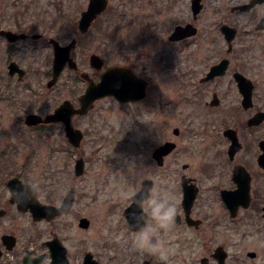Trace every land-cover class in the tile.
Here are the masks:
<instances>
[{"label": "rangeland", "instance_id": "1", "mask_svg": "<svg viewBox=\"0 0 264 264\" xmlns=\"http://www.w3.org/2000/svg\"><path fill=\"white\" fill-rule=\"evenodd\" d=\"M88 1L0 0V17L7 18L14 8L18 11L15 17L24 21L25 32L45 38L20 44V52L15 50L13 56L7 40L0 38V194L5 182L15 176L35 186L45 203H60L71 186L77 191L71 215L51 224L16 218L25 221L19 231L6 219L0 222V233L20 234L17 255L25 247L41 248L42 241L57 235L72 264H83L87 252L99 264H140L145 260L151 264H193L222 242L227 243L228 264H264V172L253 157L258 140L264 139V124L253 133L254 145L245 129L250 112L241 105L242 95L232 72L206 85L200 82L221 57L233 56L234 68L255 84V110L264 107V36L243 33L255 11H232L249 0H203L196 19L192 0H112L108 13L87 34L80 35L78 21ZM189 23L197 27L196 35L170 40L175 26ZM224 23L240 30L231 54L220 30ZM50 37L64 45L78 37L76 57L96 52L105 56L108 64L135 65L149 80L147 100L129 106L113 98L98 101L88 116L74 119L85 133L76 149L59 124L44 130L27 125L29 112L45 115L66 99L77 103L86 88L69 70L54 87H48L54 59ZM12 58L27 70L22 81L8 74ZM215 92L219 106L209 105ZM176 128L179 135L173 132ZM227 128L238 130L245 144L235 160L228 157L230 141L223 135ZM167 139L178 146L168 165L159 168L152 153ZM80 156L86 160V170L76 177L74 165ZM236 163L245 165L253 175V206L241 210L232 224L219 202L217 188L236 186L232 180ZM185 164L188 169L183 168ZM183 174L196 178L203 188L197 209L206 218L205 227L195 232L173 223L162 233L172 249L165 262L134 252L133 231L124 215L131 197L150 176L158 181L159 193L170 194L177 213H183ZM82 218L90 221L88 228L80 226ZM250 251L256 253L255 258L248 256Z\"/></svg>", "mask_w": 264, "mask_h": 264}, {"label": "water", "instance_id": "2", "mask_svg": "<svg viewBox=\"0 0 264 264\" xmlns=\"http://www.w3.org/2000/svg\"><path fill=\"white\" fill-rule=\"evenodd\" d=\"M264 0H250L249 3L240 7L241 10H249L254 5L262 3ZM108 0H90L89 6L86 11L82 13L81 19L79 21V30L83 33H86L93 21L100 15L107 7ZM203 5L201 0H192V10L194 16H197L201 11ZM259 28L264 27V17L259 22ZM225 39L228 42L229 50H232L233 41L237 35V29L231 27L227 24H224L221 27ZM197 33V28H195L191 23L185 26L178 25L175 27L173 33L170 35V40L179 41L185 39L188 36H193ZM3 34L8 37L10 41H16L20 37H25L22 34H17L12 31H5ZM54 43V63H53V73L52 78L48 81V87L54 86L65 67L69 65L71 68H76V62L72 58L71 52L77 44V39L74 38L68 45H61L60 42L56 39L52 40ZM91 63L94 67L98 69L102 68V59L99 54L93 53L91 55ZM229 65L228 59H223L220 63L214 65L207 77L203 81H210L218 75H224ZM10 74H15L18 70L20 71V80L23 79L25 71L18 67L16 63L10 64ZM236 80L238 82V87L241 94L243 95L242 105L245 109H249L253 105V90L254 84L251 79L244 76L242 73L235 74ZM147 95V84L146 80L137 78L134 79L130 74H128L127 69L123 68L120 65L110 67L102 72L99 82H90L86 92L80 97V107L74 108L71 104V101L65 100L59 107L55 109L53 113L46 115L45 118L38 114L30 113L26 116L25 122L29 126H35L39 123H53V122H62L65 125L66 137L68 140L75 146L79 147L82 144L84 139V133L81 129L76 128L73 125L72 117L76 114L85 115L90 109L95 105V102L98 99L114 96L119 102H128V101H138L144 99ZM220 100L218 95L215 93L213 100L210 102V105L216 106L219 105ZM264 121V111L257 113L250 119H248V125H258ZM180 130L176 128L174 130L175 135H179ZM224 135L231 139V144L229 147V156L233 159L237 152L243 148V144L240 142L238 131L233 128H228L224 131ZM177 147L176 142H166L165 144L156 148L153 153V157L158 161L159 165L164 164V157L175 150ZM260 148L262 150L261 155L258 158L259 166L264 169V140L260 142ZM186 164L184 168H186ZM84 171V158H80L76 164V175L81 176ZM234 180L238 184V189L234 191H223V199L232 211V215L235 216L240 205L245 207L249 206L251 201V182L252 175L248 169L242 165L237 164L234 167ZM183 187H184V201L183 205L186 211V208L190 210L194 199L196 197L195 190L192 185H188L186 180V175L182 176ZM144 186H151L152 180H145ZM8 187L12 192V200L18 203L19 209L23 211L30 210L33 214L35 220H41L46 218L51 220L54 217L68 213L72 207V204L75 199L74 189L70 190L67 196L64 198L63 204L60 207L54 205H48L42 203L38 199L36 189L30 184H25L18 177H14L8 181ZM31 191V193H29ZM141 192V191H139ZM138 192V193H139ZM125 210V217L128 221V227L130 230L132 228V217L131 214L134 212H139V209L136 208L133 202ZM4 211L0 212V217L4 214ZM90 222L88 219L83 218L80 221V226L88 228ZM5 241L7 242L13 239V236L7 235ZM14 243V242H13ZM51 254L53 257L51 264H70V261L67 258V249L61 243L58 238H55L50 242ZM223 247H218L216 249V255L219 257L218 264H226L225 256L223 255ZM248 255L252 258L256 257L255 252H249ZM26 264H32L29 262L28 256L25 257ZM39 264V263H37ZM83 264H99L98 261L94 258V255L91 252H87L84 257ZM140 264H151L150 261L145 260ZM200 264H206L203 260Z\"/></svg>", "mask_w": 264, "mask_h": 264}, {"label": "flooded vegetation", "instance_id": "3", "mask_svg": "<svg viewBox=\"0 0 264 264\" xmlns=\"http://www.w3.org/2000/svg\"><path fill=\"white\" fill-rule=\"evenodd\" d=\"M90 1V0H89ZM89 1H88V4H89ZM203 0H201V4L203 5L204 7V4L202 2ZM111 2L112 0H108V5L106 7V9L100 14L98 15V17L93 21L92 23V26L94 24H96V22L100 19H102L104 17L105 14L108 13L109 9H110V6H111ZM250 0L242 5H237V6H234L233 7V10L234 12L236 11H239L241 13H246V12H251V11H255V14L251 20V23L248 25V26H245L243 28V33L246 35V36H252V35H263L264 36V27L262 28H259L258 25H259V22L260 20L262 19V17H264V1L262 3H258L256 5H254L251 9L249 10H241L240 7L249 3ZM202 7V9H203ZM12 9V12L10 13V16H8L7 18L6 17H0V25H4L2 27H0V38H2L3 40H7V44L10 46V48L12 49V53L11 55H15L14 51L15 50H18V52H20V48H19V45L20 44H24L25 42L29 41V40H45L44 35L43 34H39V33H35V34H29L27 32H25V27H24V21H21L20 20V17L16 18L15 17V14L18 12V11H15L14 8H11ZM201 9V11H202ZM201 11L198 13V15L201 13ZM0 13H1V9H0ZM197 16H194V13H193V16H194V19H196ZM224 24H227V23H224ZM229 25V24H228ZM223 26V24L220 26V30H221V27ZM232 26V25H231ZM196 27V26H195ZM235 27V26H233ZM92 28V27H91ZM90 28V29H91ZM197 28V27H196ZM237 29V36L239 35L240 33V30L235 27ZM5 31H12V32H15L17 34H22L24 35L25 37H20L18 38L16 41H10L8 39V37H6L3 32ZM80 32V35H84V34H87L89 31H87L86 33H83L79 30ZM198 33V32H197ZM196 33V34H197ZM222 33V32H221ZM195 34V35H196ZM194 36V35H193ZM236 36V38H237ZM76 38V37H75ZM192 38V36H188L186 37V40ZM235 38V39H236ZM53 37H50L48 38V42H49V45L52 46V49H53V54H54V43H53ZM74 39V38H73ZM77 39V44H78V37L76 38ZM57 40V39H56ZM59 41V40H58ZM235 41V40H234ZM60 42V41H59ZM227 43V53L228 54H231L234 52V42H233V45H232V50H229V45H228V42ZM60 44H62L60 42ZM69 44V43H68ZM76 44V46H77ZM64 45V44H62ZM67 45V44H65ZM76 46L73 48L72 52H71V55H72V58L74 59V61L77 63L76 64V68H71L69 65H67L64 69L65 70H69L71 72H73L76 76V78L78 80H80L81 82H83L85 85H86V88L84 90V92L78 96V99H77V103H74L73 101H71L70 99H66V100H69L71 101V104L74 108H79L80 107V97L86 92L88 86H89V83L90 82H98L101 78V74L103 71H105L106 69L110 68V67H113V66H116V65H120L122 66L123 68H126L127 69V72L128 74H130L134 79H137V78H141V79H144L146 80V84H147V95L144 99H141V100H138V101H128V102H119L115 97L113 96H107V97H104V98H101V99H98L96 102H95V105L92 109H90V111L85 114V115H79V114H76L72 117V122H73V125L75 127L76 124H75V121L74 119L76 117H86L90 114V112L92 110H94L96 108V103H98V101L100 100H104V99H107V98H113V99H116L120 104L122 105H125V106H129V105H137V104H143V102L145 100H147L148 96H149V80L146 79L142 74L138 73V70L136 69V66L133 65V64H119V63H113V64H108V60L105 56H102L100 55L101 59H102V68L98 69L97 67H94L91 63V55L93 53H96V52H91L90 54H87L86 56H84V58H80V57H76L74 55V51L76 49ZM263 52H264V48H263ZM98 54V53H97ZM223 59H228L229 60V65H228V68L226 70V73L224 75H218L216 76L214 79L210 80V81H203V79L205 77H207L210 69L220 63ZM54 60V59H53ZM11 63H16L18 65L19 68L23 69L25 71V75L24 77L26 76L27 74V70L22 66V64L20 62H18L16 59L12 58L10 61H9V64H8V74L10 76H15L17 75V78L19 81H22L20 80V71L18 70L15 74L11 75L10 74V64ZM63 71V72H64ZM230 72H232V75H233V78L234 80L236 81L237 83V87H238V82L236 80V77H235V74L236 73H242L240 71H237L236 68H234V65H233V56L231 58L229 57H221L218 61H216L212 66L209 67L208 71L205 73V75L200 79V82L203 84V85H206V84H209V83H212V82H215V81H218V80H221L223 79L225 76H229L230 75ZM52 73H53V66H52V71H51V77H52ZM244 74V73H242ZM245 75V74H244ZM246 76V75H245ZM61 77V76H60ZM247 77V76H246ZM249 78V77H248ZM60 79V78H59ZM58 79V81H59ZM252 80V79H251ZM57 81V82H58ZM253 81V80H252ZM47 85H48V82H47ZM56 85V84H55ZM54 85V86H55ZM255 85V84H254ZM52 86V87H54ZM52 87H49V88H52ZM239 89V87H238ZM255 89V88H254ZM217 94V92H215ZM214 93V94H215ZM214 94H213V98H214ZM220 98V97H218ZM212 100V99H211ZM65 101V100H64ZM63 101V102H64ZM62 102V103H63ZM62 103H60L57 107H59ZM209 105H210V102H209ZM220 105V103H219ZM217 105V106H219ZM56 107V108H57ZM55 108V109H56ZM55 109L52 111V112H48V113H45V115H42L40 113H34V114H38L40 116H42L43 118L46 117V115L50 114V113H53L55 111ZM245 109V108H244ZM245 110H249V117L247 118V121L248 119H250L251 117H253L254 115H256L257 113L259 112H262L264 111V107L263 108H259L257 110H255V104H254V98H253V105L249 108V109H245ZM31 112H29L28 114H30ZM33 113V112H32ZM26 114V116L28 115ZM25 116V118H26ZM247 121H246V124H247ZM53 124H59L62 129H64L65 131V125L62 123V122H53V123H45V122H42V123H39L38 125L36 126H33L35 128H40L41 130H44L46 126H50V125H53ZM264 124V121L261 122L260 124L258 125H246L245 126V129H247L249 135L251 136V138L253 139L254 141V145H256V140H255V137L253 135V133L255 132L256 129H258L261 125ZM79 128V127H78ZM82 130V129H81ZM83 131V130H82ZM84 132V131H83ZM174 132V131H173ZM65 136H66V131H65ZM238 136H239V131H238ZM67 138V137H66ZM84 138H85V133H84ZM227 138V137H226ZM240 138V136H239ZM230 142L231 140L229 138H227ZM68 140V138H67ZM84 140V139H83ZM264 140V139H259L258 140V143L256 145V148L259 150H256V152L253 154V157L256 159L257 161V165L260 169H262L259 164H258V158L259 156L261 155L262 153V150L260 148V142ZM69 141V140H68ZM173 140L171 139H167L164 143L158 145L156 148H158L159 146L165 144L166 142H172ZM83 142V141H82ZM69 143L76 149V148H80L79 147H75L70 141ZM243 143V148L236 153L235 157L232 159L230 156H229V147H228V150H227V153H228V157L230 160H235L236 156L238 153L242 152L244 149H245V144L244 142ZM82 145V144H81ZM155 148V150H156ZM177 149V148H176ZM175 150H173L172 152H170L169 154H167L165 157H164V164L163 165H159L158 164V161L153 157V153H152V157L154 159V161L156 162L157 166L159 168H165L168 163H169V159H171L173 156H174V153H175ZM80 158H84V156H80L79 158L76 159L75 161V165H74V173H75V176L76 177H81L84 175L85 173V170H86V160L84 158V171H83V174L81 176H77L76 175V164H77V161L80 159ZM237 164H240V163H236L234 166H233V170H232V173L234 171V167L237 165ZM186 168L185 169H188L189 168V164H186ZM248 171L250 172V170L248 169ZM262 171L264 172V169H262ZM251 173V172H250ZM185 175V174H183ZM182 175V176H183ZM252 175V173H251ZM182 176H181V182H182V200H181V207H182V211L183 213H180L178 212L176 217H175V225H177L178 227H182V228H185L186 230L188 231H195V232H199V231H202L203 228L205 227L206 225V218L202 215V211L197 209L198 208V202H199V199H200V196L201 194L203 193V188L200 186L199 182L196 180V178L194 177H191L189 175L186 174V180L188 182V185H192L194 190H195V194H196V197L194 199V202L189 209L186 208V211H185V208H184V205H183V201H184V187H183V180H182ZM15 177H18L19 179H22L20 176H15ZM10 180V179H9ZM7 180L5 183V189H4V193L0 194V212L4 211V215L2 217H0V222L6 220V219H10V221H13V226L14 228L18 229L15 231H19L20 229H23L24 227V224H25V221H21L19 222L16 218H23V219H27V220H31L33 223L35 224H39V223H53L54 221H56L58 218L64 216V215H71L74 210L76 209V198H77V191H76V188L74 186H71L69 188V190L67 191V193L64 195V197L62 198V201L58 204H53V203H45V202H42L44 204H48V205H54V206H57V207H60L62 204H63V201H64V198L67 196V194L69 193L70 190L74 189L75 191V199H74V202L72 204V207L70 209V211L68 213H63V214H60L56 217H54L53 219L51 220H47L46 218H43L41 220H35L34 217H33V214L30 210H27V211H23V210H20L19 209V206H18V203L16 201H13L12 200V192L10 190V188L8 187V181ZM23 180V179H22ZM145 180H149L147 178H144L141 182V187L140 189L137 191H141L143 188H144V181ZM150 180H152V184L155 185L157 188L159 187V184H158V181L157 180H154L153 178H151ZM232 180L233 182L235 183V187H218L217 188V197L219 199V202L221 203V205L225 208L226 210V214L228 216L229 214V222L233 224V222H235L237 220V216L239 214V212L241 210H248L250 208H252L253 206V195H252V187H253V175H252V182H251V201H250V204L249 206L245 207L243 205H240L238 210H237V213L235 216L232 215V211L230 210V208L228 207V205L226 204V202L224 201L223 199V191H234V190H237L238 189V184L236 183V181L234 180V176L232 174ZM24 183H27L23 180ZM34 188L36 189V187L34 186ZM37 191V195H38V199H39V194H38V190L36 189ZM136 192V193H137ZM29 193H31V191H29ZM126 209V208H125ZM262 209V216L264 218V205L261 207ZM125 211V210H124ZM16 215V217H14ZM83 219V218H82ZM81 221V220H80ZM90 222V221H89ZM80 224V223H79ZM7 235L9 236H13V239H11V245H8L10 244V240H8L7 242L5 241V238ZM55 238H58L61 243L65 246V244L63 243V241L57 236V235H54L53 238L51 239H48V240H44L42 241L41 243V248H38L37 246H31V247H25L24 250H23V253L21 255H17L15 252V250L18 248L19 246V242H20V234L19 233H15L14 231L13 232H1L0 233V264H14V262L16 261V264H26L25 263V257L28 256V260L29 262H32V264H51L52 263V260H53V257H52V254H51V247H50V242L52 240H54ZM230 239H232V237H230ZM236 240V238L234 239V241ZM14 242V243H13ZM227 242V241H226ZM223 247V255L225 256V263H227V260L229 259V252L227 250V243L225 242H222L220 244H218L216 246V248L211 251L209 254L207 255H204L199 261L193 263V264H200L203 262V260H205V263L206 264H218L219 262V257H217V253H216V249L218 247ZM66 247V246H65ZM67 249V247H66ZM11 256H13L14 259H11ZM16 258V259H15ZM18 258V260H17ZM67 258H68V249H67ZM69 260V258H68ZM70 261V260H69ZM70 264L71 261H70Z\"/></svg>", "mask_w": 264, "mask_h": 264}, {"label": "clouds", "instance_id": "4", "mask_svg": "<svg viewBox=\"0 0 264 264\" xmlns=\"http://www.w3.org/2000/svg\"><path fill=\"white\" fill-rule=\"evenodd\" d=\"M147 179H151L147 176ZM132 202L139 212L131 214L133 239L131 247L134 252L141 255L158 257L165 262L172 249L163 238L162 233H167L175 221L177 209L172 202L170 194L161 195L157 187L145 185L141 192L134 194ZM131 206V205H130Z\"/></svg>", "mask_w": 264, "mask_h": 264}]
</instances>
